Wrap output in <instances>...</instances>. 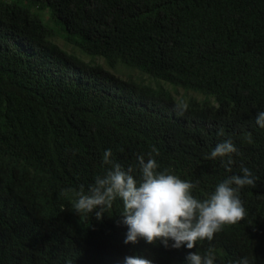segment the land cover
<instances>
[{
	"label": "trees",
	"instance_id": "1",
	"mask_svg": "<svg viewBox=\"0 0 264 264\" xmlns=\"http://www.w3.org/2000/svg\"><path fill=\"white\" fill-rule=\"evenodd\" d=\"M118 64L156 85L105 68ZM162 82L202 97L177 99ZM262 111L264 0H0V264H187L209 249L214 264H264ZM228 140L231 172L209 158ZM108 149L137 180V157L152 153L199 199L247 167V215L193 249L125 244L119 198L99 221L74 207L111 168Z\"/></svg>",
	"mask_w": 264,
	"mask_h": 264
},
{
	"label": "clouds",
	"instance_id": "2",
	"mask_svg": "<svg viewBox=\"0 0 264 264\" xmlns=\"http://www.w3.org/2000/svg\"><path fill=\"white\" fill-rule=\"evenodd\" d=\"M256 123L264 128V111L257 114ZM248 143H252L251 133L246 134ZM237 149L228 140L219 143L210 153V159L221 158L226 171H232L234 163L231 154ZM153 152L156 149L153 148ZM158 154V152H157ZM110 149L103 155V164L111 165L104 176H97L95 182L88 187L85 194L83 187L76 193L74 204L77 212L93 213L99 221L106 209L113 206L118 198L122 201L123 211L121 223L127 226L125 244L161 243L165 248H196L198 240L211 241L214 234L222 230V226L236 224L247 215L239 191L244 186H255V177L247 167H242V175H231L220 182L213 192L205 194L203 199L193 195L196 184L183 180L168 170L157 171L158 164L152 153L138 156L141 172L139 180L131 174L133 169L123 167L114 162ZM228 157L224 160L223 158ZM171 241V244H170ZM215 255L209 249L205 255L197 251L190 252L187 264H214ZM124 264H153L151 259L141 256H126ZM234 264H249L243 257Z\"/></svg>",
	"mask_w": 264,
	"mask_h": 264
},
{
	"label": "rangeland",
	"instance_id": "3",
	"mask_svg": "<svg viewBox=\"0 0 264 264\" xmlns=\"http://www.w3.org/2000/svg\"><path fill=\"white\" fill-rule=\"evenodd\" d=\"M63 49H65L67 52L69 53H74L76 55H79L80 58H82L83 61L85 62H96V63H99V64H105L104 60L102 58H98L97 56H94L92 54H89V53H86V52H79L78 49H75L74 47L70 46V45H66L65 42L58 38L55 40ZM95 57L97 58L95 60ZM119 67H114V68H111V67H105L106 69H109L113 74L115 75H120V76H130L133 74L134 77L144 81L145 83L147 84H150V85H156V81L149 77L148 75H145V74H140L139 72H136L134 68H131V67H128V66H125V65H122V64H118ZM118 68H120L118 70ZM138 71V70H137ZM163 86L167 87L171 92L172 94L177 98V99H181L183 98L184 96H188V97H197V98H201L202 96L199 95V94H195V93H192V92H189V93H186L185 90L183 89H174L173 87L175 86H170V85H167V84H164L162 82Z\"/></svg>",
	"mask_w": 264,
	"mask_h": 264
}]
</instances>
